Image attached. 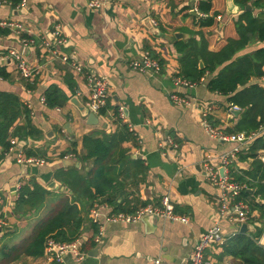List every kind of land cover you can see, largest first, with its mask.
Here are the masks:
<instances>
[{"label": "crops", "instance_id": "obj_1", "mask_svg": "<svg viewBox=\"0 0 264 264\" xmlns=\"http://www.w3.org/2000/svg\"><path fill=\"white\" fill-rule=\"evenodd\" d=\"M7 1L10 3L0 5V19L21 24L22 35L33 38L35 44L24 46L15 28H10L7 33H0V53L8 49L22 51L26 61L37 66L39 71L30 84L19 75L12 60L1 62L0 67H4L9 76L0 77V90L20 98L41 136L36 139L11 137L16 139V146L8 149L0 159V220L6 226L0 231V250L27 238L34 225L63 197L72 195L56 179V173L74 167L79 174H86L92 160L80 159L84 153L81 142L84 135L93 132L112 134L126 125L134 138L121 144V149L125 150L124 158L116 156L122 162L117 164L119 176L108 195L96 197L91 206L85 200L77 202L84 222L75 238L84 241V258L76 260L71 252H65L62 261L56 263L44 250L40 256L21 255L11 261L0 258V264H189L188 257L195 243L216 222L225 238L222 243L209 246L205 257L211 264H244L224 252L225 242L240 232V225L246 223L254 231L242 233L262 230L260 243L264 218H259L256 209L249 208L242 223L221 219L218 214L220 190L206 178L203 162L207 159L221 175L219 156L237 148L228 164L227 175L232 181L243 184L245 189L246 185L235 180L231 171L232 168H250L252 158L243 162L236 160L240 152L247 151L253 139L245 143L221 141L210 137L200 124L206 113L209 123L226 134L250 133L235 130L242 109L230 110L232 104L228 95L208 90L207 82L214 73L205 72L191 87L173 82L180 69L176 40L186 41L190 37L199 40L201 36L208 50L218 51L229 38L237 37L234 22L241 9L227 14L233 7L228 0H211L207 15L197 11L198 0H96L99 7H90V0H25L24 8L17 6L20 1ZM254 12L257 14L259 10ZM206 16L212 17L213 23L199 26L197 18ZM56 25L64 39L61 46H56L58 54L69 56L84 70L101 75L108 82L105 111L95 115L96 124L88 123L90 113L83 115L78 106L84 105L88 93L84 74L76 72L69 62L62 61L40 45L42 37L52 38L51 31ZM199 31L201 35L193 36ZM260 46H264V42L253 41L239 54ZM145 51L161 61L160 73L131 68L130 62L140 58ZM251 81L264 87L260 77ZM52 84L67 96L64 105L48 107L45 104L44 92ZM174 93L188 98L191 105H174L169 98ZM118 107L123 108V118L117 113ZM73 142L76 154L61 156ZM171 142L177 147L174 148ZM25 147L42 152L43 156L30 157L42 158L44 163L17 162L18 151L27 156ZM257 154L264 166V149ZM64 160L74 163L64 165ZM31 178L49 194L37 207L24 206L18 210L15 208L17 188L21 183H29ZM51 183L55 186L49 187ZM248 189L252 190L249 192L252 196L255 188ZM164 196L168 197L172 212L186 217L187 222L160 216H143L132 222H107L99 241H94L97 228L89 213L95 203L100 205L101 218L112 213L132 215L148 205L162 208ZM106 199H113V204ZM241 199L249 207L250 199ZM251 201L263 203L259 196ZM87 240L90 241L85 245Z\"/></svg>", "mask_w": 264, "mask_h": 264}, {"label": "trees", "instance_id": "obj_2", "mask_svg": "<svg viewBox=\"0 0 264 264\" xmlns=\"http://www.w3.org/2000/svg\"><path fill=\"white\" fill-rule=\"evenodd\" d=\"M12 1L17 3L21 0ZM233 2L241 9L234 22L237 37L229 38L218 51L208 50L205 39L201 36L199 40L195 37H190L186 41L176 40L175 48L180 55L178 75L196 83L205 72L214 73V77L207 82L208 90L228 95L229 102L242 109L235 130L251 132L264 124V87L251 81L258 79L263 73L264 46L243 54L239 52L253 41L264 42V0ZM247 5L251 8H245ZM196 7L197 11L207 15L211 9V0H198ZM254 10L259 12L255 14ZM197 22L201 27L209 26L213 23V18L199 17ZM7 31H9L7 28H0V33ZM193 34L201 35V32ZM148 53L157 59L149 51ZM200 61L203 63L202 68L199 67ZM158 62L161 64L160 60ZM8 76L4 67H0V77L5 79ZM44 94L48 107L62 106L67 100V96L54 84L49 85ZM104 111L105 109L101 110V113ZM117 119L120 120L119 117ZM40 136V130L32 124L27 106L16 94L0 90V159L9 149L11 137L36 139ZM129 138L134 137L126 125H122L121 130L112 134L93 132L84 135L81 140L84 153L80 159L92 160L86 174H79L74 167L56 173V179L61 181L72 195L63 197L54 209L34 225L27 238L10 248L1 249L0 258L11 261L21 255L40 256L48 238L62 242L71 241L78 236L84 217L77 202L85 200L91 206L96 197L107 196L115 187L119 176L116 174L117 164L122 162L116 156L124 158L125 150L121 149V144ZM75 145L73 142L71 148L62 152L61 156L76 154ZM260 149H264V134L253 138L247 151L237 155L236 161L239 162L252 158L250 168L247 170L232 168L231 175L246 185L241 191V197L250 199V210L256 209L259 218H264V166L257 158ZM24 152L27 156L44 155L27 147L24 148ZM29 180V183H21L18 188L15 201V208L18 210L24 206L37 207L49 194V191L34 179ZM248 188H255L252 196L247 191ZM257 196L263 199V203L251 201ZM106 201L110 204L114 202L113 199ZM261 233L262 230H255L249 234L237 232L225 242L224 252L239 258L244 264H264V245L259 243ZM88 241L90 240L85 241V245Z\"/></svg>", "mask_w": 264, "mask_h": 264}, {"label": "built area", "instance_id": "obj_3", "mask_svg": "<svg viewBox=\"0 0 264 264\" xmlns=\"http://www.w3.org/2000/svg\"><path fill=\"white\" fill-rule=\"evenodd\" d=\"M5 3H10L7 0H0V5ZM26 1L21 0L18 3L19 8H24ZM90 7H99V2L96 0H90L88 2ZM0 28H15V33L20 36V42L24 46H33L35 40L27 36L22 35L23 28L21 24L10 21V20H1L0 19ZM52 38L48 39L42 37L40 39V45L45 48L47 51H50L53 55L60 57L62 61L69 62L71 67L78 73H82L86 79V85L88 88L87 97L84 101V106L88 113L98 115L101 110L106 105V100L108 96V82L105 77L98 75L92 71H86L84 68L78 64L76 61L70 59L69 56L65 54H58L56 46H61L64 43V39L60 34L59 26H54L51 31ZM12 60L15 63L16 70L19 75L25 79L28 83H33V78L38 74V67L30 65L23 54L22 51L15 49H8L5 52L0 53V63ZM132 69L144 72L152 71L153 73H160L161 64L156 58H153L149 55L148 51L143 52L142 56L138 59H133L130 62ZM262 82H264V70L260 76ZM173 82L179 86H193L195 83L187 81L180 76L173 77ZM171 102L174 105L178 106H190V100L186 97L180 96L176 93L170 94L169 96ZM44 101V98H42ZM230 110L240 111L241 108L237 105H231ZM117 113L121 118L124 117L123 108L118 107ZM206 114V113H205ZM203 114V118L200 121V124L204 127L205 131L210 137L221 141H233L237 143H245L249 140H252L256 136L264 133V124L261 125L257 130L250 133L238 132L234 134H226L220 128L212 126L207 118ZM136 142L139 143V140L136 138ZM173 147L176 148L177 145L171 142ZM16 146V139H10L9 150H12ZM235 148L232 152L222 154L219 156L220 165L223 169V174L219 175L217 169L210 164L207 159H204V169L206 178L211 181V183L220 190L219 198V207L218 214L221 219L234 220L240 223L244 222L249 213V207L247 203L241 199L240 193L244 189L243 184H239L235 181H232L227 175L228 164L231 161ZM15 160L19 163L25 164H43L44 160L42 158L25 156L23 153L18 151ZM19 188V187H18ZM17 188V191H18ZM1 199V198H0ZM163 207H153L146 206L138 209L134 214L129 215L125 213H112L106 214L102 218V213L99 209V204L95 203L91 208L89 216L93 223L96 225V235L94 236V241L98 242L104 231V223L107 222H132L134 220H139L142 216L146 214H154L155 216L166 217L173 220H179L180 222H187V218L184 216L176 215L172 212V206L169 203L168 197L164 196L162 198ZM5 225L3 220H0V228ZM224 233L220 224L217 222L209 227L195 243L191 253L189 254V264H211V262L205 257V250L213 245L220 244L224 241ZM84 241L80 238H75L71 241H56L52 238H48L45 242L44 250L56 263L62 261V254L65 252H71L76 260H80L85 257V252L83 250ZM158 263V260H156Z\"/></svg>", "mask_w": 264, "mask_h": 264}, {"label": "water", "instance_id": "obj_4", "mask_svg": "<svg viewBox=\"0 0 264 264\" xmlns=\"http://www.w3.org/2000/svg\"><path fill=\"white\" fill-rule=\"evenodd\" d=\"M228 1H230L231 5H233V7L230 8L226 13L227 14H231V13L237 12V10L239 9V7L234 4L233 0H228ZM249 7L250 6H248V5L245 6V8H249ZM180 35L181 34H176V37H181ZM201 66H202V63L200 62V67ZM71 101H74L75 102V98H72ZM78 106H79L81 112L83 113V115L87 114V110H86V108H85V106L83 104H79ZM88 123H90V124H96L97 123V118L92 113L88 114ZM63 163H64V165H71V164L74 163V161H72V160H64ZM53 186H55L54 183H51L49 185V187H53ZM247 191L248 192H251L252 190L251 189H247ZM153 216H155V215L154 214H146V215H144V218L145 217H153ZM142 218H143V216H142ZM2 229L5 230L6 229V226H3L2 228H0V231ZM251 229L253 230V228H251V225L250 224H246V223L241 224L240 227H239V231L240 232H248ZM260 244L264 245V234L262 235V237L260 239ZM99 245L100 244H98V246Z\"/></svg>", "mask_w": 264, "mask_h": 264}, {"label": "rangeland", "instance_id": "obj_5", "mask_svg": "<svg viewBox=\"0 0 264 264\" xmlns=\"http://www.w3.org/2000/svg\"><path fill=\"white\" fill-rule=\"evenodd\" d=\"M27 228V227H26ZM30 230V229H29Z\"/></svg>", "mask_w": 264, "mask_h": 264}]
</instances>
